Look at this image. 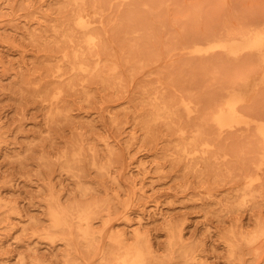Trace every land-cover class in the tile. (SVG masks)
<instances>
[{"label":"rangeland","instance_id":"374dc122","mask_svg":"<svg viewBox=\"0 0 264 264\" xmlns=\"http://www.w3.org/2000/svg\"><path fill=\"white\" fill-rule=\"evenodd\" d=\"M257 25L264 0H0V264H121L118 238L146 264H264L259 137L212 122L247 71L264 122V60L208 48Z\"/></svg>","mask_w":264,"mask_h":264},{"label":"bare ground","instance_id":"6f19581e","mask_svg":"<svg viewBox=\"0 0 264 264\" xmlns=\"http://www.w3.org/2000/svg\"><path fill=\"white\" fill-rule=\"evenodd\" d=\"M93 14H96V10H91L86 14L80 13L77 16L76 22L77 26L82 29L85 34H87L85 42L89 47L96 45L99 39L98 35L92 33L93 27L91 25L93 21L90 17H92ZM208 48H221V50L223 49L224 52L227 53V56L229 54H240L242 51H250L256 56V59H247L245 62L247 69H250L254 64L256 65L259 61L263 62L264 60V30L261 26L257 25V28L250 29L247 32L238 34L228 33V35L220 38V41L212 44ZM71 69L75 72L90 71L85 53L79 51L75 53V60L72 62ZM256 77V73L247 71L235 82L231 91L229 90L226 95L222 96L224 102L214 111L212 122L215 126L222 128L244 127L246 129H250L251 127H254L255 133L259 137L260 152L262 156H264V122L256 118H252L247 111H243L242 108H240V105L247 99L249 93L251 92V85L255 81ZM201 134L202 132L200 135ZM219 138H221V136H219ZM202 145L209 149L213 147V143L209 140L202 142ZM184 151L189 153V146H185ZM67 216L68 212L61 207L53 206L51 208L53 226L56 229H62L68 226ZM78 218L80 223H88L90 217L87 209H80L78 211ZM82 231L84 236L87 238L91 235L89 229H83ZM115 243L117 248L124 253L121 264L147 263L148 255L140 244L128 245L120 238L116 239Z\"/></svg>","mask_w":264,"mask_h":264}]
</instances>
